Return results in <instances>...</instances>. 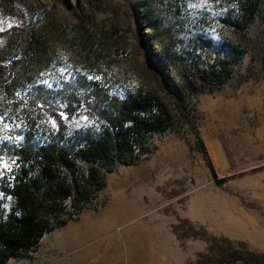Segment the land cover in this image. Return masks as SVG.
I'll list each match as a JSON object with an SVG mask.
<instances>
[{
    "label": "rangeland",
    "instance_id": "obj_1",
    "mask_svg": "<svg viewBox=\"0 0 264 264\" xmlns=\"http://www.w3.org/2000/svg\"><path fill=\"white\" fill-rule=\"evenodd\" d=\"M0 29V184L21 148L96 131L138 88L173 109L170 89L195 125L180 117L154 136L90 209L8 264H196L207 243L194 230L264 252V0H0ZM225 62L234 73L219 91H182L188 70ZM116 204L131 210L122 224L70 241Z\"/></svg>",
    "mask_w": 264,
    "mask_h": 264
},
{
    "label": "trees",
    "instance_id": "obj_2",
    "mask_svg": "<svg viewBox=\"0 0 264 264\" xmlns=\"http://www.w3.org/2000/svg\"><path fill=\"white\" fill-rule=\"evenodd\" d=\"M248 12L244 8L242 20L234 22L236 27L248 23ZM220 65L188 70L182 91L192 97L219 91L234 73V64ZM160 80L165 83L162 77ZM167 92L173 109L157 92L138 88L113 100L96 131L61 133L39 147L20 149L8 181L0 184V209L7 207L0 210V264L31 259L47 234L91 208L106 188L109 173L119 166L142 163L154 151L152 138L175 128L180 117L195 130L191 112L177 94L168 88ZM202 231L194 230L190 236L207 243L196 264H264V252Z\"/></svg>",
    "mask_w": 264,
    "mask_h": 264
},
{
    "label": "bare ground",
    "instance_id": "obj_3",
    "mask_svg": "<svg viewBox=\"0 0 264 264\" xmlns=\"http://www.w3.org/2000/svg\"><path fill=\"white\" fill-rule=\"evenodd\" d=\"M130 213L131 210L129 206L122 207L121 205L116 204L109 213L110 216L101 219L96 223L90 224L88 227H85L81 231H78V233H76L73 237L70 236V241H80L82 239H88L89 237L101 235L105 231L114 229L118 225L122 224L127 219V215ZM110 257L114 259L117 258V260H120L122 258L121 247L118 246L114 249V251H111Z\"/></svg>",
    "mask_w": 264,
    "mask_h": 264
},
{
    "label": "snow or ice",
    "instance_id": "obj_4",
    "mask_svg": "<svg viewBox=\"0 0 264 264\" xmlns=\"http://www.w3.org/2000/svg\"><path fill=\"white\" fill-rule=\"evenodd\" d=\"M0 30H2V29H0ZM0 175H3V173H0Z\"/></svg>",
    "mask_w": 264,
    "mask_h": 264
}]
</instances>
